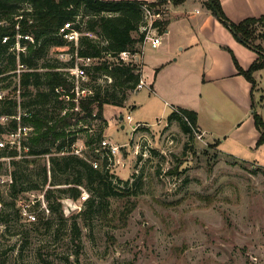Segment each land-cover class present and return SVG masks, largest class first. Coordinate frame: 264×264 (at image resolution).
Here are the masks:
<instances>
[{
  "label": "rangeland",
  "instance_id": "374dc122",
  "mask_svg": "<svg viewBox=\"0 0 264 264\" xmlns=\"http://www.w3.org/2000/svg\"><path fill=\"white\" fill-rule=\"evenodd\" d=\"M205 3L206 0H188L181 9L205 10ZM163 9L162 19H168L169 5ZM81 26L85 29L86 22ZM259 30L264 28L259 26ZM256 43L264 47V38L259 37ZM51 57L63 63L72 59L71 54L52 53ZM76 64V68L63 69L72 73L69 80L73 83L76 79L73 84L77 87L81 73L78 65L83 60L78 58ZM143 66L149 80L148 60ZM82 80L88 81L87 77ZM111 81L102 77L98 83L106 85ZM88 84L89 89H94V82L89 80ZM261 87L264 88V77ZM10 90H4V95ZM256 95L258 109L260 105L264 115V96L260 92ZM129 100L135 107L115 109L110 105L104 114L108 120L104 140L123 147L114 156L111 169L117 175L114 183L122 187L125 196L113 198L101 211L96 208L89 214L83 213L87 200L80 203L65 196L64 216L59 217L52 210L47 214L39 210V196L45 195L50 206L48 189H53L52 199L56 202V189L69 186L53 184L56 178L49 172L44 188L22 192L16 199L19 209L30 205L42 222H30L21 212L19 217L0 201V214H12L7 222H0V264H264V149L244 152L241 158L222 142L219 147L218 142L201 138L198 130L184 132L176 120L168 125L175 109L164 104L158 109L148 83L131 92ZM128 114L134 117L133 122L127 119ZM138 122L152 128H141L135 134L133 127ZM100 124L99 120L89 118V129H85L87 125L78 128L75 136L83 156L92 158L95 154L96 144L89 147L86 143L98 134ZM138 144L140 150L136 154ZM96 153L100 158L106 154L102 144ZM23 155L16 160L35 157ZM50 156L41 157V163H47L49 170ZM254 157L260 164L253 162ZM11 161L10 157L0 158L1 174L13 173ZM38 167L36 163L30 164L34 174ZM62 178L58 174L57 179ZM0 186L4 199L12 200L8 194L10 186ZM83 192L89 193L82 187ZM33 201L39 203L32 206ZM69 201H74V210L68 208ZM47 219L53 220L51 226L43 224ZM75 221L81 229L80 237L73 228Z\"/></svg>",
  "mask_w": 264,
  "mask_h": 264
},
{
  "label": "trees",
  "instance_id": "16d2710c",
  "mask_svg": "<svg viewBox=\"0 0 264 264\" xmlns=\"http://www.w3.org/2000/svg\"><path fill=\"white\" fill-rule=\"evenodd\" d=\"M186 1L0 0V91L11 89L10 93L0 99V139L7 133L17 131L20 126H31L34 129L26 141L29 146L27 154L35 156L33 159L23 157L16 160L18 151L0 148V158L10 157L15 167L12 173L14 183L8 193L12 200L4 199L0 186V201L4 202L6 209L10 208L20 217L17 197L22 192L44 188L49 182V172L54 173L56 178L53 184L69 185L56 189L59 191L56 202L52 199L53 189H48L50 208L59 217L64 216L62 199L65 196L79 199L82 187L90 193L83 212L86 214L96 208L101 211L111 199L125 196L122 187L114 183L113 178L117 175L112 171L108 157L100 158L99 153H96L104 140L105 128L108 127L104 115L105 106L126 107L131 92L137 89L143 78L142 65L125 62L120 54L142 50L146 36L141 31L145 7L160 12L165 6H180ZM205 4L240 42L259 53L257 60L248 69L243 68L233 54L238 73L253 85L255 104L256 94L260 92L255 73L264 69V47L256 43V40L264 38V31L259 30V26L264 28V15L234 22L227 16L221 0H206ZM83 22H86L85 29L81 26ZM68 23L82 33L78 44L69 41L65 33L61 32ZM169 23V19H159L155 26L163 34ZM52 53L71 54V62L63 63L59 58L53 59ZM78 58L98 60L88 66L78 65L88 80L83 82V75L79 77L80 89H89V80L94 82V89H90L92 93L79 97L76 85L73 84L76 83L75 75L72 83L68 77L72 73L63 69L76 68ZM102 77L111 79V83H98ZM57 89H61L60 92ZM13 92L15 95H12ZM68 95L70 100L67 99ZM3 116L8 117V122L1 121ZM89 118L101 122L98 134L89 137L86 143L89 147L96 144L92 158L79 155L72 148L78 142L75 136L78 128L86 125L85 129L90 128ZM254 118L260 132L258 146H261L264 144V115L256 109ZM175 120L186 133L198 130V113L194 110L176 108L169 117L168 125ZM48 154H51L50 170L47 163H41V157ZM95 162H98V167L94 165ZM31 163L39 166L36 174L33 172L35 170L30 169ZM58 174L64 178L58 180ZM35 175L41 179H35ZM0 215V222H7L12 214L6 212ZM43 222L51 226L53 220ZM73 228L80 237L81 229L76 221Z\"/></svg>",
  "mask_w": 264,
  "mask_h": 264
},
{
  "label": "crops",
  "instance_id": "0c3cea01",
  "mask_svg": "<svg viewBox=\"0 0 264 264\" xmlns=\"http://www.w3.org/2000/svg\"><path fill=\"white\" fill-rule=\"evenodd\" d=\"M221 2L227 16L234 22L264 15V0ZM182 5H169L170 23L167 31L161 34L159 47L154 48L151 42L142 47V64L148 60L151 71L148 80L143 69V79L157 99V108L164 104L173 110L196 111L202 137L218 142L219 147L222 142L228 150L237 151L234 153L237 157L242 158L244 152L264 149V144L258 146L260 132L254 118L256 109L262 113L261 106L258 109L256 97L254 104L253 85L238 73L233 57L234 54L239 64L248 69L259 53L240 42L207 8L185 11L181 9ZM263 73L264 69L255 73L261 96H264L261 87ZM126 105L135 107L130 100ZM253 162L260 161L254 157Z\"/></svg>",
  "mask_w": 264,
  "mask_h": 264
},
{
  "label": "built area",
  "instance_id": "2783aa9c",
  "mask_svg": "<svg viewBox=\"0 0 264 264\" xmlns=\"http://www.w3.org/2000/svg\"><path fill=\"white\" fill-rule=\"evenodd\" d=\"M145 10H146L145 20H144V24L141 26V31L146 33L144 44H146L147 42H151L152 46L154 48H157L162 43V35L159 33V27L155 26V22L159 19H162L164 9L161 10L160 12H154L149 7H145ZM67 30L69 31L67 32ZM61 32L65 33V38H67L69 41H74L76 44H78L79 38L82 34L78 30L73 29L70 23L66 24V26L61 29ZM143 54H144L143 49L137 53L125 51L120 54V57L125 62H135L139 65H142L143 67V64H142ZM82 60H83V64L88 66L92 64V62L96 61L97 59L86 58ZM18 71L20 72L21 70L19 69ZM80 71H81L80 77L83 75V79L86 78L84 71H82L81 69ZM144 85H147V82L145 81V79L142 78L137 89L142 88ZM76 89L78 91L77 94H79V96L92 93L90 89L81 90L79 85L76 87ZM60 90L61 89H57L58 92H60ZM4 96H5L4 92L0 91V99H2ZM67 99L70 100L69 95L67 96ZM17 118L19 120L21 119L20 116H18ZM127 119L129 120V122L134 121L131 114L127 115ZM6 120H8L7 116H3L1 118V121L4 123L6 122ZM141 128L151 129L152 126L146 123H137L133 127L135 134L138 133ZM33 129L34 128L31 126H25V127L20 126L17 131L7 133L5 137L0 139V148L1 149L8 148L9 150L18 151L19 153L18 156H21L22 154H24L23 156H30L27 154L29 152V146L26 144V141L28 140L29 134L30 132L33 131ZM200 137L202 138L201 134H200ZM128 147H129V144H126L125 148H128ZM136 147H137L136 154H138V151L140 150V144H138ZM72 148L75 153L82 155V153L80 152V147L78 143L74 144ZM102 148L104 149V151L106 150V154L105 155L103 154V158L107 156L110 161V165H112V162H115L114 156H116L117 153L120 151V149L123 147L104 140L102 142ZM119 162L121 163V161ZM124 164L126 165V163ZM94 165L98 167L99 164L98 162H95ZM13 183H14V178L12 174H8V175L0 174V184L2 185L6 184L11 187ZM89 196H90L89 193L83 192L81 197L78 199V202L80 203L85 202L86 200H88ZM39 197H40L39 200L42 202L41 205L38 201H33L34 204L32 206H35L37 205V203H39V210H42L45 213L50 214L51 208L48 205L47 201L45 200V195H40ZM20 210H21V214L25 216L28 221L30 222L38 221V212L30 209V205H23L20 208Z\"/></svg>",
  "mask_w": 264,
  "mask_h": 264
},
{
  "label": "water",
  "instance_id": "95a60500",
  "mask_svg": "<svg viewBox=\"0 0 264 264\" xmlns=\"http://www.w3.org/2000/svg\"><path fill=\"white\" fill-rule=\"evenodd\" d=\"M120 119L123 120L124 119V115H122ZM123 128H124V126H123ZM73 202L74 201L67 202L68 208H71L72 210H74L76 208V207H74Z\"/></svg>",
  "mask_w": 264,
  "mask_h": 264
}]
</instances>
